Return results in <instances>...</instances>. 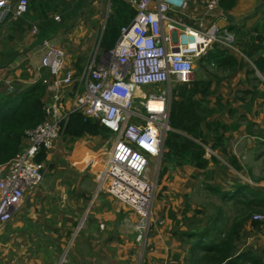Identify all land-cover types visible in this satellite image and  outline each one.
Instances as JSON below:
<instances>
[{"label": "crops", "instance_id": "obj_1", "mask_svg": "<svg viewBox=\"0 0 264 264\" xmlns=\"http://www.w3.org/2000/svg\"><path fill=\"white\" fill-rule=\"evenodd\" d=\"M113 1L29 0L25 17L2 18L0 102L9 94L8 82L15 90L42 84L46 105L58 94L70 110L85 91L80 76L95 40L115 23ZM184 1L186 6L170 11V18L196 31L212 24L227 28L236 35L241 53L213 48L195 61L196 79L184 89L186 106L199 117L202 134L173 132L197 145L205 166L161 164L144 256L135 241L137 215L107 191L101 192L103 201L98 200L100 193L90 197L84 177L94 182L96 173L72 162L77 150L95 152L103 139L86 135L73 140L65 134L45 151L50 162L44 164L42 184L28 189L12 220L0 225V264H207L203 259L210 247L231 236L232 256L251 252L264 261V221L252 218L264 215V201L257 203L251 191L264 198V68L257 66L264 58V0H221L211 13L205 0ZM32 23L38 25V35L30 31ZM45 40L67 51L70 84L56 85L62 78L41 69ZM88 139L94 141L88 144ZM69 149L71 166L84 176L79 180L53 175L66 171L58 160L68 161ZM3 170L8 172L7 163Z\"/></svg>", "mask_w": 264, "mask_h": 264}, {"label": "built area", "instance_id": "obj_2", "mask_svg": "<svg viewBox=\"0 0 264 264\" xmlns=\"http://www.w3.org/2000/svg\"><path fill=\"white\" fill-rule=\"evenodd\" d=\"M135 8V17L123 26L115 46L105 52L97 65L100 45L80 78L85 91L75 98L67 110L62 97L54 96L53 103L45 105V120L35 128L25 130L24 147L9 163L4 174L0 166V225L12 220L27 190L39 186L43 179V164L36 158L41 150H51L65 135L72 114L98 120L108 128L115 141L106 169L97 176V192L106 190L137 215L136 238L143 257L153 222L157 192L155 178L151 176L148 158L157 160V170L164 152L170 126L169 86L174 82L194 81L195 61L213 48L241 53L234 32L212 24L196 31L170 18L169 12L186 6L184 0H125ZM211 13L221 0H205ZM29 0H0L2 18H22L29 12ZM37 34L38 26L31 29ZM47 54L43 67L57 80L56 85L71 83L66 69V53L44 41ZM149 85L164 86L158 94L142 93ZM9 92L14 91L10 82ZM141 94V95H140ZM254 221H264V215H253Z\"/></svg>", "mask_w": 264, "mask_h": 264}, {"label": "trees", "instance_id": "obj_3", "mask_svg": "<svg viewBox=\"0 0 264 264\" xmlns=\"http://www.w3.org/2000/svg\"><path fill=\"white\" fill-rule=\"evenodd\" d=\"M114 11H117L115 23L105 30L101 42L102 45L109 43L106 50L115 46L121 27L129 24L135 16L134 9L123 0L113 1V15ZM257 66L260 69L264 68V58L257 60ZM183 94L185 95V89ZM180 95L181 90H178L171 102L170 126L172 129L198 137L202 134L199 127V117L190 109V106L182 103ZM44 98L45 86L37 84L19 90L17 87L14 92L9 93L0 102V165L8 163L22 152L25 130L35 128L42 120H45ZM104 129L107 128L101 126L98 120L87 119L80 113H74L66 125L65 133L74 140L86 135L101 137L105 134L106 136ZM101 138L105 140L104 137ZM196 147L197 145L188 138L171 131L165 141L162 164L163 162L174 161L177 165L195 163L198 167H204L205 165L201 163L203 161L201 152ZM44 159L45 151H42L36 161L40 163ZM251 191L253 199L257 203L264 201L263 197L258 198L257 190L253 188ZM232 243L233 236L210 247L209 254L203 260L207 264H264L261 258L251 252L236 257L232 256Z\"/></svg>", "mask_w": 264, "mask_h": 264}, {"label": "rangeland", "instance_id": "obj_4", "mask_svg": "<svg viewBox=\"0 0 264 264\" xmlns=\"http://www.w3.org/2000/svg\"><path fill=\"white\" fill-rule=\"evenodd\" d=\"M61 1L62 0H56L57 3H61ZM116 12L117 11H114V16H113L114 18H117V14H115ZM98 38H99V36H98ZM98 38L95 40V46H94L93 49H95L98 46V41H97ZM99 52L101 54L102 53V50L100 49ZM88 55H89V53H88ZM90 59H91V54H90ZM197 62H199V61H197ZM184 88H185V85L179 84V83H174L173 86H169V90L171 91L170 106H171L172 96L178 90H181V95L180 96L182 98V103L183 104H188L189 103V101L185 98V95L183 94ZM143 89L146 91V93L152 92V93H155V94L159 93L160 90H162V88H157V85L146 86ZM104 132L106 133V138H109V137H112V136L114 137V135L111 132H109L107 129H104ZM101 137H103V136H101ZM84 141L85 140H80L79 143L84 142ZM92 141H94V140H91V141L89 140L87 142L89 144ZM88 144H83V145L86 146ZM100 144L101 145H99V146L96 147V150H94V149L91 148V150H94L95 152L89 151V150H86V149L77 150L75 152L74 157H73V160H72V162L74 163V165H76V167H78L79 169L86 170L89 173H91L92 171L95 172L96 173V176H95V174L92 173L93 178L95 177V181H94L95 183L93 181H90L92 179V177H90L88 175L84 177L81 172L77 171L76 169H73V167L71 166V157H72L71 150L72 149H69L68 150L69 153L66 152V154L68 153V155H65L64 153L59 152V156L60 155H65L68 158V161H59L61 158L58 160V162L61 164L60 167L63 168L64 170H66V171H63L62 170L64 173L63 174H60V171L61 170L58 169L57 171H55L53 173V175L54 176L64 175V177L67 178V179H69V180L71 178H75L77 180H79V178H81V177L87 178L88 179V182H86V183H89V188L85 192H87L89 190L88 192H89V196L90 197H91V195H96V196L99 197L100 194H101V196H100V198L98 200L99 201H103V199H102V193L101 192H106V190L104 189V190L100 191L99 192L100 194L98 195L97 187H98V184L99 183L97 182V176L102 171V169H103V167L105 165V161L107 160L108 154L111 151V148L113 146V140L108 139L106 141V140L103 139V142L101 143V141H100ZM148 159H149L150 167H151V176L153 178H155V176L157 174V168H156L157 167V160L151 159V158H148ZM43 161H44L45 166L48 167L47 164L50 162V155L46 156V158ZM90 161H94V163H95L96 166L93 165L95 167H92V168H91V166H88V164L90 163ZM86 166H88V167L86 169H84ZM255 172H256V174H259V171H255ZM49 175L50 174L47 173V177H49ZM59 179H62V178L60 177ZM83 183H85V181H83ZM157 193H158V191H157ZM156 198H158V196ZM202 202H203V204L207 203L206 201H203V200H202ZM137 246H138V244H137ZM139 251H140V249H139ZM141 253H143L142 250L140 252V255H141ZM143 256H144V254H143ZM65 259H66V257H65Z\"/></svg>", "mask_w": 264, "mask_h": 264}, {"label": "clouds", "instance_id": "obj_5", "mask_svg": "<svg viewBox=\"0 0 264 264\" xmlns=\"http://www.w3.org/2000/svg\"><path fill=\"white\" fill-rule=\"evenodd\" d=\"M123 1H124L127 5H129L130 7H132V8L134 9V11H135V8H134L132 5L128 4L125 0H123ZM220 3H221V2H220ZM29 9H30V6H29ZM28 13H29V12H28ZM28 13H27V14H28ZM27 14H26V15H27ZM135 14H136V12H135ZM26 15H25V16H26ZM25 16H24V17H25ZM134 17H135V16H134ZM22 18H23V17H22ZM132 20H133V19H132ZM130 23H131V22H130ZM130 23H129V24H130ZM33 24H34V23L31 24V28H30V29H32ZM129 24H127V25H129ZM35 25H37V24H35ZM37 26H38V25H37ZM124 26H126V25H124ZM122 27H123V26H122ZM122 27H121V28H122ZM38 29H39V27H38ZM120 30H121V29H120ZM30 31H31V30H30ZM31 32H32V31H31ZM39 32H40V30L38 31L37 34H34V35H38ZM232 32H233V31H232ZM32 34H33V33H32ZM103 35H104V34H103ZM103 35L100 36V37L98 38V40H97L98 43H99V45H100V49H101V50H102V44H101V42H102ZM119 36H120V35H119ZM45 41H48V40H45ZM50 44H51V43H50ZM236 44H237V43H236ZM44 46H45V45H44ZM55 48H57V47H55ZM57 49H59V48H57ZM60 50H62V49H60ZM109 50H110V49H109ZM109 50H105V51L102 50V53H101V54L99 55V57L97 58V62H98V59H100V62H101V59H102L104 53L107 52V51H109ZM63 51H64V50H63ZM93 51H94V49H93L92 52H91V56H92ZM64 52L66 53V51H64ZM46 54H47V53H46ZM45 56H46V55H45ZM66 57H67V53H66ZM44 58H45V57H44ZM44 58H43V59H44ZM65 60H66V59H65ZM42 64H43V60H42V62H41V69H44V70H46V71L49 72V70H48L47 68L43 67ZM66 69H67V67H66ZM49 73H50V72H49ZM194 73H195V68H194ZM50 74H51V73H50ZM54 76H55V75H54ZM56 77H57V76H56ZM59 77H61V76H59ZM195 79H196V73H195L194 81H195ZM194 81H193V82H194ZM10 83H11V82H10ZM174 83H178V82H174ZM174 83H173V84H174ZM173 84H172L171 86H173ZM179 84H183V83H179ZM185 84H190V83H184L183 85H185ZM11 85L14 87L13 84H11ZM149 86H151V85H149ZM157 88H162V89H163L164 86H159V85H157ZM7 91H8V90H7ZM14 91H15V87H14ZM14 91H13V92H14ZM144 91H145V90L143 89V90H142V93H145V94H155V93H152V92H150V93H146V91H145V92H144ZM8 92H9V91H8ZM170 92H171V91H170ZM9 93H12V92H9ZM157 94H158V93H157ZM140 95H141V94H140ZM173 97H174V95L172 96L171 102H172V100H173ZM45 105H46V103H45ZM44 107H45V106H44ZM170 111H171V106H170ZM107 129H108V128H107ZM108 130H109V129H108ZM65 134H66V133H65ZM167 136H168V135H167ZM164 146H165V145H164ZM42 151H46V150H41V152H42ZM41 152L39 153V155L41 154ZM163 153H164V152H163ZM17 155H18V154H17ZM39 155H38V156H39ZM38 156H37V157H38ZM36 159H37V158H36ZM36 162H37V161H36ZM9 163H10V161H9L7 164L9 165ZM37 163H38V162H37ZM40 163L43 164V169H42V171H43V174H44V177H45V173H44V163H43V162H40ZM161 164H162V159H161V162H160V166H161ZM4 165H5V164H4ZM0 166L3 167V165H0ZM160 166H159V168H160ZM8 171H9V170H8ZM158 171H159V169L157 170V174H158ZM43 181H44V179H43ZM43 181H42V182H43ZM41 184H42V183H41ZM41 184H40V185H41ZM156 195H157V192H156ZM155 198H156V197H155ZM154 203H155V202H154ZM19 207H20V205H19ZM153 218H154V216H153ZM152 225H153V222H152V224H151V227H152ZM150 230H151V228H150ZM136 244H137V243H136ZM147 244H148V241H147ZM144 254H145V251H144Z\"/></svg>", "mask_w": 264, "mask_h": 264}, {"label": "bare ground", "instance_id": "obj_6", "mask_svg": "<svg viewBox=\"0 0 264 264\" xmlns=\"http://www.w3.org/2000/svg\"><path fill=\"white\" fill-rule=\"evenodd\" d=\"M198 81V80H197ZM106 169V163H105V165H104V167H103V169L102 170H105Z\"/></svg>", "mask_w": 264, "mask_h": 264}]
</instances>
